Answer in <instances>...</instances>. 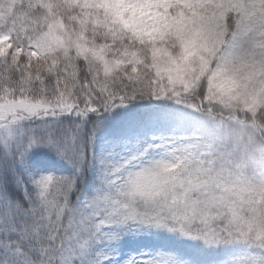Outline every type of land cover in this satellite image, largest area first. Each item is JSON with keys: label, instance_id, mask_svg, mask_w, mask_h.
<instances>
[{"label": "trees", "instance_id": "trees-1", "mask_svg": "<svg viewBox=\"0 0 264 264\" xmlns=\"http://www.w3.org/2000/svg\"><path fill=\"white\" fill-rule=\"evenodd\" d=\"M226 11L231 35L237 12L231 6ZM26 16L81 31L127 62L108 75L100 60L67 46L37 55L18 20ZM94 21L83 0H0V97L48 107L39 117L13 118L41 127L58 115L79 114L92 125L111 110L132 107L137 117L134 123L129 118L130 125L140 137L155 107L170 104L210 117L207 135L218 124L220 142L177 135L174 150L183 161L178 182L148 200L129 196L128 205L160 226L149 240L171 262L264 264V183L255 178L264 150V104L249 114L241 104L220 111L209 101L214 50L191 61L188 76L176 85L158 69L157 43L124 21L101 26ZM160 44L172 53L181 49L177 37ZM9 126L12 122L0 123V264H110L79 211L82 202L105 207L112 193L107 178L87 162L77 165L72 185H61L53 171L35 169L7 147L2 129Z\"/></svg>", "mask_w": 264, "mask_h": 264}, {"label": "rangeland", "instance_id": "rangeland-1", "mask_svg": "<svg viewBox=\"0 0 264 264\" xmlns=\"http://www.w3.org/2000/svg\"><path fill=\"white\" fill-rule=\"evenodd\" d=\"M83 4L89 16H94V26L124 21L157 43L158 69L176 85L183 84L188 76L191 61L206 50H214L212 58L217 64L208 97L218 110L241 104L251 114L264 104V0H83ZM230 6L237 12V27L231 35L226 11ZM18 20L26 28L23 32L32 38L31 48L37 55L52 54L67 46L100 60L108 75L127 62L81 31L67 30L60 24L45 26L27 16ZM171 37L180 40L178 52L160 44ZM4 99L0 97V122L8 119L12 126L2 129V139L19 157L37 170L53 171L63 186L72 185L77 165L87 162L107 178L112 193L105 207L82 202L79 211L92 231L95 248L109 258L110 264H179L154 249L149 236L160 226L142 209L128 205L127 198L148 200L152 192L178 182L183 161L174 150L177 135L185 133L217 143L222 139L218 124L212 125L213 132L207 135L210 117L167 104L151 109V123L140 137L129 120L135 122L136 108L125 106L100 116L92 125L79 114L70 118L61 114L40 127L12 116L23 114L27 118L28 113L39 117L42 111L47 112V103ZM256 167L255 178L264 183V150Z\"/></svg>", "mask_w": 264, "mask_h": 264}]
</instances>
